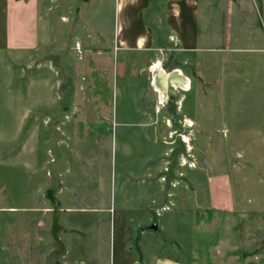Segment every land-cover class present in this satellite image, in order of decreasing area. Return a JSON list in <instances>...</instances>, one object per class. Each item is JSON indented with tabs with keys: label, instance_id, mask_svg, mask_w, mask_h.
I'll use <instances>...</instances> for the list:
<instances>
[{
	"label": "rangeland",
	"instance_id": "374dc122",
	"mask_svg": "<svg viewBox=\"0 0 264 264\" xmlns=\"http://www.w3.org/2000/svg\"><path fill=\"white\" fill-rule=\"evenodd\" d=\"M203 2L198 54L215 78L205 98L190 61L191 90L157 104L148 53L114 50L118 0H104L86 26L72 25L74 3L64 25L52 10L40 51L0 56V264H108L124 211L133 228L163 225L164 254L173 236L207 244L199 264L264 254V0ZM224 33L232 38L211 39ZM155 51L172 67L166 49ZM139 110L145 128L134 124ZM232 194L235 211L215 212Z\"/></svg>",
	"mask_w": 264,
	"mask_h": 264
},
{
	"label": "crops",
	"instance_id": "0c3cea01",
	"mask_svg": "<svg viewBox=\"0 0 264 264\" xmlns=\"http://www.w3.org/2000/svg\"><path fill=\"white\" fill-rule=\"evenodd\" d=\"M103 1L104 0H83L79 6L77 5L78 0H48V2L46 0H0V56L9 58L12 63L15 60L25 59L32 53L40 51L42 45L46 43V31L51 16H53V19L57 18L60 24H66L69 22L68 14H70V12L67 14L63 11L65 10L64 8L69 7L72 3H74L72 25H80L82 22L84 26L89 25L85 16L91 15L94 9H100ZM203 1L204 0H118L117 7L120 9L123 29L118 33L116 40L113 39L115 43L114 50L148 53L144 60L149 58L147 67L150 72V66L156 61L160 62L162 68V61L157 57L155 50H157V48L166 49L165 52L168 57H171L172 67L169 69H162L165 72L177 69L182 76L189 80L190 90L194 75L193 73L189 74V70L186 66L190 61L193 62L196 65L195 75L198 77L197 83H199L202 96L205 98L204 91L211 89V83L215 81V78L210 82V77H214L213 69L208 66L211 62L207 60L206 57L198 54V43L201 32L202 30H207L204 28L206 16L204 15L205 6ZM51 4H54V6L51 7ZM200 4L203 8L201 9L202 12L199 13L198 7ZM52 10L53 13L49 16ZM227 14L230 17L229 22L232 28L233 13L231 12V8L228 10ZM246 14L247 13L244 12L245 16ZM238 15L241 16V14ZM240 24L246 26L248 22L240 20ZM228 25L229 23H227V26ZM77 31V29L74 30V35L77 34ZM59 33L61 34L62 32L60 31ZM230 34L231 35H227V33H224V37L221 35L219 37L212 36L211 39L219 41L230 40L233 35L232 33ZM105 50L109 53L110 49L105 48ZM208 50L218 51L219 49L209 48ZM150 57L153 58L150 59ZM5 65L10 72V80L8 81L11 89L9 91H11V99L13 100L16 99L14 92H12L14 80L13 67L7 65V63ZM139 71L141 72V70ZM129 74L130 76L132 75V73L126 75L129 76ZM156 95L158 101L159 96L157 93ZM180 104L178 113L176 114L181 118L179 123L183 126L184 121H191V118L182 113L183 104ZM136 114L137 121L134 124L140 128H145L141 124V111L139 110ZM186 123L188 124V122ZM212 180L213 179L210 178L209 182ZM230 198L231 201L230 207L227 208L228 211H223L220 207L214 211L220 213L234 212L237 200L233 194ZM212 203L213 201L211 199V204ZM155 223L157 224V231L148 229L150 225L149 222L145 224V222L140 221L136 227L133 228L127 221L125 211L119 212L118 226L115 234H113V243H110V258L108 264H199L197 262V257L199 256H203L208 263L207 256L204 253L207 249V244L201 247L199 241L191 248L189 243L173 236L171 247L168 248L170 253H161L164 242L162 243L161 239L157 240V236H162L163 225L158 221H155ZM175 239L180 240L176 241L178 244L174 243ZM152 240H156L153 253H151L149 249L150 241ZM146 242L148 243L146 244ZM221 245L222 242L220 241L219 247H215L216 251L219 250V252L214 255L215 261H217L218 258V260H222ZM250 258L252 260L254 259L253 257H247L248 260H251ZM248 260L246 264H264V254L255 257L254 260H256V263L253 262L254 260L250 262H248ZM228 261L230 264H235L234 262L237 260L229 256Z\"/></svg>",
	"mask_w": 264,
	"mask_h": 264
},
{
	"label": "water",
	"instance_id": "95a60500",
	"mask_svg": "<svg viewBox=\"0 0 264 264\" xmlns=\"http://www.w3.org/2000/svg\"><path fill=\"white\" fill-rule=\"evenodd\" d=\"M152 84L158 90V96L161 97L163 101L167 99L174 98L176 96V89L182 87L186 78L182 76L177 69L165 72L160 67H154L150 69ZM149 230L157 231V224L151 223L148 226Z\"/></svg>",
	"mask_w": 264,
	"mask_h": 264
},
{
	"label": "bare ground",
	"instance_id": "6f19581e",
	"mask_svg": "<svg viewBox=\"0 0 264 264\" xmlns=\"http://www.w3.org/2000/svg\"><path fill=\"white\" fill-rule=\"evenodd\" d=\"M154 67H160V62L159 61H156L154 62L151 66H150V69H153ZM179 72V71H178ZM180 73V72H179ZM181 74V73H180ZM152 78V77H151ZM151 86L153 87V90L158 94V90L157 88L152 84V80H151ZM181 90L183 91H189L190 90V84H189V80L186 78L185 82L183 83L182 87H179ZM163 100L161 99V97L158 98V105L159 104H162ZM185 122V121H184ZM186 122H188V125L191 124V121L190 120H186ZM183 142L184 143H187L188 142V139L186 136H183ZM189 144V143H188Z\"/></svg>",
	"mask_w": 264,
	"mask_h": 264
},
{
	"label": "built area",
	"instance_id": "2783aa9c",
	"mask_svg": "<svg viewBox=\"0 0 264 264\" xmlns=\"http://www.w3.org/2000/svg\"><path fill=\"white\" fill-rule=\"evenodd\" d=\"M169 209V207H165L164 209H162V210H168Z\"/></svg>",
	"mask_w": 264,
	"mask_h": 264
}]
</instances>
